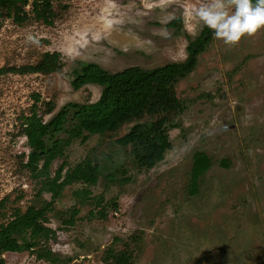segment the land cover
<instances>
[{
    "label": "rangeland",
    "instance_id": "1",
    "mask_svg": "<svg viewBox=\"0 0 264 264\" xmlns=\"http://www.w3.org/2000/svg\"><path fill=\"white\" fill-rule=\"evenodd\" d=\"M200 2L54 0L53 26L34 18L31 3L16 7V13L29 14L24 22L15 21L13 13L0 18V68L37 64L54 51L64 61L60 74L0 76V224L9 223L17 210L51 199L48 194L35 198L39 186L24 168L31 149L21 123L35 95L41 98V113L44 102L57 105L44 116L46 122L68 103L100 98L99 85L78 91L71 85L83 63L115 73L184 62L190 40L205 27L187 11ZM175 89L184 111L168 129L172 149L153 169H140L130 148L116 142L134 124L86 142L74 139L65 157L49 165L52 176L65 161V171L88 159L102 169L97 184L66 187L48 214L47 226L56 234L40 247L50 249L57 264H103L108 249L126 248L132 264H264V31L233 46L213 38ZM197 151L205 152L212 165L201 177L199 192L190 195ZM81 189L91 191L85 205L74 196ZM114 201L116 209L110 205ZM104 206L106 219L90 216ZM75 208L80 209L75 224L65 225ZM3 259L56 264L34 252H7Z\"/></svg>",
    "mask_w": 264,
    "mask_h": 264
},
{
    "label": "trees",
    "instance_id": "2",
    "mask_svg": "<svg viewBox=\"0 0 264 264\" xmlns=\"http://www.w3.org/2000/svg\"><path fill=\"white\" fill-rule=\"evenodd\" d=\"M53 2L54 0H0V18L13 13L15 21L24 22L29 14L16 13V7L20 3H31L34 18L47 26H53L57 16ZM175 24L176 22L171 23ZM213 38L212 30L203 27L199 36L190 40L188 57L184 62H171L152 69L133 66L114 73L96 63H83L71 85L76 91L89 84L99 85L102 88L100 98L94 103H68L46 122L44 116L55 112L57 105L55 101L44 102V111L41 113L38 109L41 98L35 95L36 101L21 123V134L26 136L31 149L24 168L39 186L35 198L39 201L43 195L48 194L51 199L41 206L31 205L25 212L17 210L9 223L0 224V264H6L3 255L7 252H34L39 259L56 264L60 262L50 249L40 247L56 234L47 226L48 214L54 210L66 187L76 183L92 186L102 176L100 164L91 159L66 171L65 161L52 176L49 165L56 159L65 157V149L74 139L81 138L86 142L92 135L116 133L125 125L134 124L128 133L116 141L117 144L130 148V154L140 169H153L164 160L166 153L172 149L168 129L175 126L174 118L184 111V104L178 98L175 86L196 68L199 56L209 47ZM63 69L62 54L54 51L44 53L37 64L0 68V76L7 73L60 74ZM60 134L65 137L61 138ZM41 161L47 164L41 166ZM211 165L212 160L205 152H195L190 195L199 192L201 177ZM222 166L229 165L222 161ZM90 193L89 189H81L75 191L74 196L80 200L78 203L85 205L91 200ZM110 205L115 209L118 207L115 201ZM0 206H4L3 201ZM105 206L97 215L92 212L90 216L106 219ZM79 213L80 209H71L69 217L63 223L73 226ZM132 260L133 254L129 248L118 252L108 249L103 264H132Z\"/></svg>",
    "mask_w": 264,
    "mask_h": 264
},
{
    "label": "clouds",
    "instance_id": "3",
    "mask_svg": "<svg viewBox=\"0 0 264 264\" xmlns=\"http://www.w3.org/2000/svg\"><path fill=\"white\" fill-rule=\"evenodd\" d=\"M187 11L226 45L264 31V0H201Z\"/></svg>",
    "mask_w": 264,
    "mask_h": 264
}]
</instances>
